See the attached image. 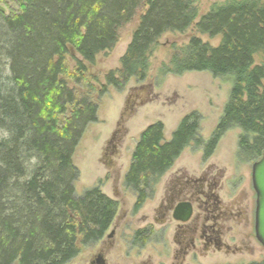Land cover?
Here are the masks:
<instances>
[{"label": "trees", "instance_id": "1", "mask_svg": "<svg viewBox=\"0 0 264 264\" xmlns=\"http://www.w3.org/2000/svg\"><path fill=\"white\" fill-rule=\"evenodd\" d=\"M194 0H23L21 11L0 7V264H67L82 247L102 239L117 202L100 181L76 195L79 170L72 161L89 124L97 122L98 103L90 91L70 86L85 80V63L110 50L120 28L138 17L120 67L104 76L98 97L108 87L121 90L134 78L145 81L149 58L166 32L220 36L211 46L193 35L173 50L161 74L207 71L231 76L228 99L210 138L199 135V115H185L164 140L160 121L148 125L134 146L123 185L138 207L190 144L210 157L226 131H242L241 159L264 151V0H227L213 5L197 22ZM72 51L73 70L67 65ZM247 264H264L250 262Z\"/></svg>", "mask_w": 264, "mask_h": 264}, {"label": "rangeland", "instance_id": "2", "mask_svg": "<svg viewBox=\"0 0 264 264\" xmlns=\"http://www.w3.org/2000/svg\"><path fill=\"white\" fill-rule=\"evenodd\" d=\"M225 1L227 0H194L198 12L195 22L213 5ZM22 4L23 0H0V7L7 15L18 14ZM137 23L138 17L135 16L120 28L118 41L112 49L99 53L93 63H85L87 73L84 81L78 85L70 82V86H75L79 93L91 90L90 95L98 103L97 122L88 125L72 156V161L79 170L78 180L74 184L75 193L81 195L86 188L100 181L101 191L111 199L124 201L127 213L135 202V196L123 185V176L129 167L131 154L140 133L148 125L160 121L164 126V140L168 141L179 121L195 111L200 117L199 135L207 140L222 115L232 83L231 76L213 77L207 71H191L180 75L160 73L161 65L168 63L173 50L184 46L193 35L211 46L219 44L220 36L210 38L198 34L193 24L184 32H166L159 38L149 58L145 81L137 82L131 78L121 90L110 86L102 97H98L97 93L105 83L104 76L120 67V58ZM74 58L80 59V56L72 51L67 57L70 70H73ZM253 61L254 65H264V56L261 53L255 54ZM241 134L242 131L237 127L226 131L213 154L207 159H204L201 147L193 143L187 146L160 178L153 195L131 219L132 228L136 229L145 224L141 221L143 213L149 212V218L151 217L150 210L161 196L165 183L179 169H186L189 174L196 175L208 163L214 162L225 168L226 176L232 173L242 175L243 183L249 184L250 165L257 159L247 161L238 157L237 140ZM111 140L114 149L109 152ZM252 197L255 198L254 191ZM121 207L117 202L116 214L121 211ZM127 219L130 218L127 216ZM153 227L156 230L158 228L157 225ZM248 232H252V236L247 238L241 252L214 256L190 264H247L263 261L264 249L256 240L253 227L245 231ZM234 233L236 235V232ZM156 239L153 232L148 236V240L144 242L146 251H158ZM96 250V244L82 247L78 255L67 264H89ZM135 261H139L138 257L134 254L125 256V248L121 244L120 250L112 252L109 256V264H135Z\"/></svg>", "mask_w": 264, "mask_h": 264}, {"label": "flooded vegetation", "instance_id": "3", "mask_svg": "<svg viewBox=\"0 0 264 264\" xmlns=\"http://www.w3.org/2000/svg\"><path fill=\"white\" fill-rule=\"evenodd\" d=\"M243 181V176L236 173L226 176L225 168L214 162L196 175L179 169L165 183L150 210L151 217L149 212L143 213L141 221L145 224L136 229L132 228L131 219L145 202L138 207L134 202L127 213L125 202L115 199L122 205L121 211L104 237L95 243L97 250L91 261L99 258L102 264H109V256L120 250V244L125 248V256L138 257L135 264L199 263L206 258L241 252L247 238L252 236V232L245 231L252 227L254 230L255 211L251 173L250 183ZM183 203L191 205L189 218L184 222L177 213ZM154 225L158 226L157 230ZM152 232L157 238L158 251H146L144 242Z\"/></svg>", "mask_w": 264, "mask_h": 264}, {"label": "water", "instance_id": "4", "mask_svg": "<svg viewBox=\"0 0 264 264\" xmlns=\"http://www.w3.org/2000/svg\"><path fill=\"white\" fill-rule=\"evenodd\" d=\"M251 184L255 193L254 235L264 249V151L251 166ZM179 220L184 222L189 218L191 205L183 203L178 206ZM89 264H102L99 258Z\"/></svg>", "mask_w": 264, "mask_h": 264}, {"label": "crops", "instance_id": "5", "mask_svg": "<svg viewBox=\"0 0 264 264\" xmlns=\"http://www.w3.org/2000/svg\"><path fill=\"white\" fill-rule=\"evenodd\" d=\"M137 142V141H136ZM136 144V143H135ZM134 149V148H133ZM133 152V151H132ZM132 155V154H131ZM131 160V159H130ZM130 164V163H129ZM125 175V174H124ZM123 178H124V176H123ZM114 200V199H113Z\"/></svg>", "mask_w": 264, "mask_h": 264}]
</instances>
